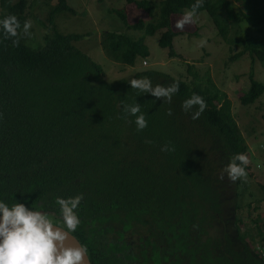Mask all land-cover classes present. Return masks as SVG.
I'll list each match as a JSON object with an SVG mask.
<instances>
[{
  "label": "trees",
  "instance_id": "1",
  "mask_svg": "<svg viewBox=\"0 0 264 264\" xmlns=\"http://www.w3.org/2000/svg\"><path fill=\"white\" fill-rule=\"evenodd\" d=\"M125 2L154 16L150 0ZM193 2L160 0L158 16L148 23L112 11L126 29L162 30L158 44L174 57L172 41L182 32L171 28L172 15ZM28 3L0 0V18L12 14L21 25L15 37L0 35V200L24 203L64 227L56 198L81 194L80 223L71 233L92 264H264L230 215L238 205L229 195L240 178H221L232 155L248 150L226 95L210 78L201 85L155 69L106 80L102 67L75 45L87 32L55 26L58 11L74 12L65 0L38 20L47 30L43 42L27 43ZM201 12L236 49L230 59L249 56V87L240 102L253 104L264 93L253 73L256 60L264 68V0H203ZM99 45L124 64L148 56L143 36L103 30ZM142 77L153 86L176 83L178 90L168 100L130 87L129 80ZM193 93L206 103L195 120L181 109ZM135 103L147 121L139 131L122 107ZM260 188L264 199V184Z\"/></svg>",
  "mask_w": 264,
  "mask_h": 264
},
{
  "label": "rangeland",
  "instance_id": "2",
  "mask_svg": "<svg viewBox=\"0 0 264 264\" xmlns=\"http://www.w3.org/2000/svg\"><path fill=\"white\" fill-rule=\"evenodd\" d=\"M65 1L74 12L58 11L54 15L55 26L62 33L87 32L75 45L102 67L104 79L110 81L128 77L141 69H155L177 78L181 77L182 80H197L201 85H205V80L210 78L216 88L226 95L231 114L248 147L244 154L248 161L246 175L240 178V184L229 195L232 200H236L238 209H232L230 215L235 219L240 232L245 231L248 234L245 239L247 244L252 248L257 244L264 246L257 240L256 229L257 225L264 235V199L260 188L264 184V93L253 104L244 106L240 102V95L249 87V56L244 54L235 60L230 59L236 49L232 51L220 38L205 12L197 14L194 22L185 24L183 29L174 26L175 20L183 12L172 15L171 28L182 34L173 38L176 56L169 57V49L158 44L162 30L145 35L142 30L126 29L116 12L112 11L122 9L128 22H137L140 19L145 23L153 22L159 13L160 0H150L155 6L152 18L125 0ZM57 3L58 0H29L28 21L31 27L28 30L27 43L38 45L43 42L42 36L47 30L38 20H45L48 12ZM103 30L125 33L133 39L143 36L148 48V56L143 60L147 64L142 65L140 57L136 58L134 64L111 59L99 45ZM253 73L256 79L264 83V68L258 60L253 64Z\"/></svg>",
  "mask_w": 264,
  "mask_h": 264
},
{
  "label": "clouds",
  "instance_id": "3",
  "mask_svg": "<svg viewBox=\"0 0 264 264\" xmlns=\"http://www.w3.org/2000/svg\"><path fill=\"white\" fill-rule=\"evenodd\" d=\"M202 2L203 0H194L188 9L183 11L180 18L175 20V28L183 29L185 24L194 22L197 9ZM20 27V22L12 14L0 18V35H4L5 38L17 36V29ZM30 27V21H25L23 32L27 34ZM128 83L131 88L160 99L163 97L170 100L178 90L176 83L166 87L153 86L146 77L133 78ZM194 106L195 110L192 111ZM122 107L127 115L133 117V123L138 131L147 126L144 113L140 111L138 103ZM205 108L204 99L195 93L181 103L182 111L189 113L192 120L198 119ZM161 150H167V146H162ZM247 162L244 154H233L224 165L221 178L226 177L229 181H236L244 177ZM81 199V194L69 198H56L55 203L59 207L64 227H59V224L54 223L48 216L29 208L24 203L16 202L8 205L0 200V264H83L86 258L85 249L77 242L67 246L64 243L80 223L75 210ZM257 246L264 250V246L259 244L253 246L252 250L259 252Z\"/></svg>",
  "mask_w": 264,
  "mask_h": 264
},
{
  "label": "water",
  "instance_id": "4",
  "mask_svg": "<svg viewBox=\"0 0 264 264\" xmlns=\"http://www.w3.org/2000/svg\"><path fill=\"white\" fill-rule=\"evenodd\" d=\"M58 226H59V227H62V226H60V225H58ZM65 231H67V229H65ZM76 242H77L80 246H82V244L79 242V240H78V239H77L72 233H70L68 239H66V240L64 241V243H65L66 246H67V245H73V244H75ZM82 247H83V246H82ZM83 264H92V262H91V260H90V258H89V256H88L87 253H86V258H85Z\"/></svg>",
  "mask_w": 264,
  "mask_h": 264
},
{
  "label": "built area",
  "instance_id": "5",
  "mask_svg": "<svg viewBox=\"0 0 264 264\" xmlns=\"http://www.w3.org/2000/svg\"><path fill=\"white\" fill-rule=\"evenodd\" d=\"M147 64V61L146 60H144L143 62H142V65H146ZM257 249L259 250V252L263 255V257H264V250L262 249V248H260L259 246H257Z\"/></svg>",
  "mask_w": 264,
  "mask_h": 264
},
{
  "label": "flooded vegetation",
  "instance_id": "6",
  "mask_svg": "<svg viewBox=\"0 0 264 264\" xmlns=\"http://www.w3.org/2000/svg\"><path fill=\"white\" fill-rule=\"evenodd\" d=\"M231 231H233L234 233H236L234 229H233V230H231ZM240 245H243V244H240ZM135 262H136V260L134 261V263H135Z\"/></svg>",
  "mask_w": 264,
  "mask_h": 264
}]
</instances>
